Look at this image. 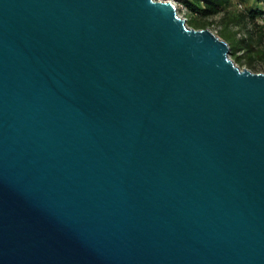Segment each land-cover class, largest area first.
Wrapping results in <instances>:
<instances>
[{"label":"water","instance_id":"1","mask_svg":"<svg viewBox=\"0 0 264 264\" xmlns=\"http://www.w3.org/2000/svg\"><path fill=\"white\" fill-rule=\"evenodd\" d=\"M0 264H264V73L155 0H0Z\"/></svg>","mask_w":264,"mask_h":264},{"label":"trees","instance_id":"2","mask_svg":"<svg viewBox=\"0 0 264 264\" xmlns=\"http://www.w3.org/2000/svg\"><path fill=\"white\" fill-rule=\"evenodd\" d=\"M254 1V8L246 7V0H181L180 3L190 27L219 26V36L229 44L232 59L250 68L264 65V0ZM242 30L245 33L238 36Z\"/></svg>","mask_w":264,"mask_h":264},{"label":"rangeland","instance_id":"3","mask_svg":"<svg viewBox=\"0 0 264 264\" xmlns=\"http://www.w3.org/2000/svg\"><path fill=\"white\" fill-rule=\"evenodd\" d=\"M245 6L248 7V8H254V7H255V1H254V0H246ZM177 12H178L179 15H181L182 17H185V18H186L187 15H186L185 12L183 11V9L179 8V9H177ZM217 18H218V17H215L214 19H217ZM257 21H258L259 23L261 22L259 18L257 19ZM208 29H210V30L213 31L216 35L219 36V30H220V27H219V26H217V25H213V26H210ZM244 33H245V31L242 30V31L239 32L238 36H240V35H242V34H244ZM230 56H231V55H230ZM231 58H232V57H231ZM236 64H237V63H236ZM237 66H238L239 68H247V69L251 70V71L254 72V73H264V65H261V64L255 66V67H250V68H248V67L245 66V65H241V66H240L239 64H237Z\"/></svg>","mask_w":264,"mask_h":264},{"label":"built area","instance_id":"4","mask_svg":"<svg viewBox=\"0 0 264 264\" xmlns=\"http://www.w3.org/2000/svg\"><path fill=\"white\" fill-rule=\"evenodd\" d=\"M155 1H170L171 3H173L176 7V9L181 8L182 9V5L180 3L181 0H155ZM181 16V15H180ZM182 17V16H181ZM185 18V17H182ZM186 19V18H185Z\"/></svg>","mask_w":264,"mask_h":264}]
</instances>
